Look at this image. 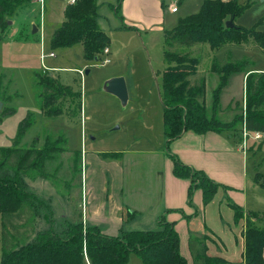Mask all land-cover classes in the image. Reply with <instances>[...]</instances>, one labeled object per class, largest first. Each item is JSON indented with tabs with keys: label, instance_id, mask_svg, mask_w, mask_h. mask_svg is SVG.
Returning a JSON list of instances; mask_svg holds the SVG:
<instances>
[{
	"label": "rangeland",
	"instance_id": "rangeland-1",
	"mask_svg": "<svg viewBox=\"0 0 264 264\" xmlns=\"http://www.w3.org/2000/svg\"><path fill=\"white\" fill-rule=\"evenodd\" d=\"M67 1L69 0H43L40 4L32 0L25 3L16 9L10 19L8 18L7 27L0 30V148L25 149L32 146L40 148L48 137L52 139L63 136L66 139L67 153L57 156L56 161L47 166L48 172L54 174L51 182L55 187L43 179H25L29 191L49 201L56 223L65 211V202L62 200L65 197L62 196L68 195L66 199L75 204L79 194L77 191L83 192V183L87 177L84 167L80 168L81 151L99 152L106 162L111 160L108 155L122 153L124 157L120 158L118 164L125 168L127 178L132 180L136 176V180L143 182L140 184L141 194H131L129 198L134 199L133 203L135 202L139 207L145 205L147 198H157L154 180L158 178L159 155H146L141 152L165 151L163 107L159 98L162 73L166 67L163 60V31L172 30L180 19L197 13L203 3V0L180 2L177 0V8L171 11L169 5L175 0H165V18L161 31L154 29L119 31L114 29L120 24L114 12V5L118 0L112 6L107 4L109 0H98L101 17L99 28L103 32L108 31L105 33L109 37L107 46L109 54H102L100 60L93 63L83 59L80 45L65 50L49 49L52 33L64 20L63 7ZM238 2L246 9L235 20V25L251 29L263 20L259 28L264 30V0H238ZM32 25L40 31L33 33ZM50 52H54L55 57H47L41 61V53L46 56ZM187 52H191L201 60L198 75L206 78L205 106L208 117L212 115V93L218 84V76L210 72L213 61L245 62V71L264 72V52L256 47L247 49L228 45L212 52L206 44H195V47ZM104 60H108L109 63L103 64ZM78 70L84 73L82 78L77 73ZM45 71L52 74L61 84L73 87L80 94V115L77 114L73 118L60 116L52 119L42 116L41 89L37 85L36 75L42 76L46 74ZM86 71L88 74H85ZM117 77L125 81L128 98L124 105L104 89L107 81ZM242 78V74L230 76L226 88L220 94L219 103L220 120L229 123L235 119L234 122L237 123L234 130L229 131L233 133L229 135L233 137L237 147H242L244 144L243 133L242 131L239 133L246 113L245 87ZM27 120L30 125L22 138L16 142L19 126ZM243 151L246 152L247 157L248 178L252 179L256 174L260 175L259 185L264 184V139L253 141L247 138L246 149L244 148ZM73 153H77L79 157L77 167L74 166L77 161H74ZM251 179L249 184L252 182ZM44 181L45 184L42 183ZM48 184L51 189L43 187ZM224 190L237 192L233 188ZM217 200L215 201L214 198L211 204L201 203L200 206H195L192 202L194 214L196 212L201 214V211L204 213L201 214L199 221L195 222L191 232L200 235L207 226L213 236L223 243L224 248L219 249L222 250L224 258L227 261H238L239 251L242 248L238 229L234 227L231 213L224 202L219 203ZM211 206L216 207L215 212ZM142 214L141 217L131 220L125 229L131 227L144 231L154 230L147 228L146 217L144 213ZM35 215L32 225L34 234L30 236L28 225L26 226L28 229L24 230L21 236L32 238L39 229V218L46 222L45 217L48 212L41 210ZM259 216L260 218L254 221V225L264 230V219L261 218L264 215L260 213ZM203 217L205 222L201 221ZM25 218L26 216L22 217L23 220ZM161 220L159 221L163 223L164 220ZM177 230L180 232L179 243L182 248L186 236L191 235L190 227L178 222ZM201 240L211 245L213 238L203 236ZM216 252L217 247L211 245L209 255L214 256ZM1 253L0 216V262ZM187 260L188 264H193L189 254ZM128 264L143 263L135 254H130Z\"/></svg>",
	"mask_w": 264,
	"mask_h": 264
},
{
	"label": "trees",
	"instance_id": "trees-1",
	"mask_svg": "<svg viewBox=\"0 0 264 264\" xmlns=\"http://www.w3.org/2000/svg\"><path fill=\"white\" fill-rule=\"evenodd\" d=\"M31 1L0 0V30L7 27L8 18L14 15L19 6ZM121 1L118 0L114 7L120 21ZM97 9V0H76L74 4L67 5L63 22L51 35L49 49L65 50L80 45L84 60L98 62L104 49L108 48L109 37L98 26ZM245 9L238 0H204L197 13L180 19L172 30L164 32L163 60L166 67L162 73L159 98L163 107V135L167 151L170 144L187 131L203 135L234 130L237 126L235 119L225 123L217 118L220 94L233 74L246 75V113L239 133L243 127L248 133H264V72L245 71V62L213 61L210 72L218 76V84L212 93V115L208 117L205 106L206 78L198 75L201 60L187 52L195 44H206L212 52L228 45L247 49L256 47L264 52V30L259 28L263 20L251 29L235 25V20ZM227 21L232 22V27H226ZM121 29L135 30L125 25H121ZM45 72L42 76L36 75L37 85L41 89L42 116L52 119L80 115V94L73 87L61 84L48 71ZM29 125L28 120L20 124L16 142ZM65 153L66 139L63 136L48 137L40 148H0V264H128L130 254H135L143 264H188L179 251L178 233L167 222L159 221L156 230L122 231L118 236L109 237L96 227L84 226L80 208L78 210L76 207L75 220L56 223L49 204L28 190L25 179L39 178L53 185L51 180L54 174L48 172L47 166ZM73 155L74 161H77L74 166L77 167L79 157L77 153ZM170 158L173 161V175L191 182L187 192L189 202L195 189L201 191L202 203L206 205L219 188H225L202 171L185 166L173 155ZM229 205L234 223L245 224L241 231L244 251L239 264H264V230L254 225V221L260 218L259 214L245 213L240 206ZM41 210L48 212L45 217L47 227L36 232L32 238L21 236L28 225L30 236L34 234V216ZM24 216L25 220L22 219ZM261 218L264 219V216ZM188 248L193 264H229L220 258L208 256L207 247L199 238H191Z\"/></svg>",
	"mask_w": 264,
	"mask_h": 264
},
{
	"label": "crops",
	"instance_id": "crops-1",
	"mask_svg": "<svg viewBox=\"0 0 264 264\" xmlns=\"http://www.w3.org/2000/svg\"><path fill=\"white\" fill-rule=\"evenodd\" d=\"M115 1L116 0H109L107 4L112 6ZM164 1L165 0H122L120 3L122 21H120V24L114 27V29L116 28L115 30L125 31L120 29L121 25H125L141 31H146L147 29L161 31V25H163L165 18L166 5ZM175 1L170 5L174 4ZM180 1L181 0H179V2ZM36 2H38V0H36ZM67 5H70L69 1H67L66 5L63 7V12ZM97 6V23L99 26L101 17L99 16L98 0ZM115 6L116 5H114V7ZM33 26L35 25H32V27ZM35 28L37 29L36 32H38L39 29L37 27ZM164 32L165 31H163V33ZM245 77L246 75H243V81H245ZM219 112L217 113V118L220 120ZM229 133L232 132H209L203 135H197L191 131H187L170 144L168 151L164 149L165 151H163V153H155L153 150L141 152V154L146 155H159L160 162L157 166L159 170L157 173L158 178L154 180L156 184L157 198H147L143 207H139L135 202L133 203L134 199L129 198L131 194H141L140 184L143 182L136 180V176H134L132 180L127 178L125 168L118 164V162L124 157L122 153L114 155L107 154L111 157V160L106 162L100 156L101 153L99 152L85 153L81 151L80 168L82 169L84 167L85 175L87 177L83 183V192H81V190H79V192L77 191L79 194H77V200L74 207L68 198L66 199L65 197L62 199L65 202V211H63V216L59 222L75 220L74 209L77 207L78 210L80 208L81 219L84 226L96 227L100 233L109 237L118 236L122 231H144L142 229H134L131 227L125 229L131 220L141 217L143 215L142 213H144V216L146 217L145 224L148 226L147 228H154V230H156L158 228L159 220L162 219L164 222L173 225L179 238L180 232L177 230L178 222L185 223L189 226V232H191L195 222L199 221L201 214L204 213L201 211V214L197 212L194 214L195 212L193 213L194 206L192 202L195 206H200L202 203V194L198 189L193 190L189 202L187 192L188 188L191 186V182L189 179H180L173 175V161L170 158V155H173L185 166L196 171H202L208 178L221 186H224L225 188H233L237 191L230 192L224 190L225 188H219L213 197V199L215 198V201L218 199L217 201L219 203L224 202V205L231 213L233 223V211L231 210L229 203L240 206L245 213L253 212L264 215V184L259 185L258 177L260 175L257 174L252 179L250 178L252 182L249 184L250 179L247 175L246 150L243 151L240 146L237 147L236 143L233 141V137L230 136ZM46 181L42 183L45 184ZM43 187H48L49 189L50 185L48 184V186ZM44 200L47 203L49 202L46 199ZM211 207H213L215 212L216 207ZM204 209H206V206ZM39 220L40 226L36 232L43 231L47 227V223L42 218H39ZM201 221L205 222L204 217ZM244 225L243 222L240 224L234 223V227L238 229L242 246L239 251L238 261H227L224 258L222 250L219 249L224 248L223 243L213 236V233L210 232V229H208L207 226V231L205 230L204 233L200 235L197 233V235L192 234V232L191 235L188 234L186 236V241L183 242L182 248H180L179 243L180 254L187 260V255H190L188 248L189 240L191 238L201 239L203 236L206 238L211 236L213 240H215H211V245L217 247V252L214 256L209 255V247L211 245L204 242L207 247V255L214 258H220L229 264H239L242 261V254L244 251L243 240L241 237V231L243 230Z\"/></svg>",
	"mask_w": 264,
	"mask_h": 264
},
{
	"label": "water",
	"instance_id": "water-1",
	"mask_svg": "<svg viewBox=\"0 0 264 264\" xmlns=\"http://www.w3.org/2000/svg\"><path fill=\"white\" fill-rule=\"evenodd\" d=\"M225 25L226 27L230 28L233 24L231 21H227ZM32 29L33 33H36L37 29L35 26H33ZM85 74H88V71H86ZM104 89L108 94L116 97L122 105L126 103L128 97L125 81L123 78L117 77L110 79L105 83Z\"/></svg>",
	"mask_w": 264,
	"mask_h": 264
},
{
	"label": "built area",
	"instance_id": "built-area-1",
	"mask_svg": "<svg viewBox=\"0 0 264 264\" xmlns=\"http://www.w3.org/2000/svg\"><path fill=\"white\" fill-rule=\"evenodd\" d=\"M76 0H69V4H74ZM222 2H227L229 0H220ZM40 4H42L43 0H39L38 1ZM176 2H174V4L170 5L169 6V9L171 11H175L176 9ZM103 54L104 55H107L108 54V49L105 48L104 51H103ZM47 57L49 58H54L55 57V54L53 52H50L48 55H44L43 53H41L40 55V59L41 61L45 60ZM103 64H107L109 63L108 60H104L102 61ZM77 73L80 75V77L82 78L84 73L81 71V70H78ZM242 133H243V137H244V144L242 145V149L244 150V148L246 149V141H247V138L249 139H252L253 141H261L264 139V133H260V132H255V133H248L245 131V128L243 127V130H242Z\"/></svg>",
	"mask_w": 264,
	"mask_h": 264
}]
</instances>
